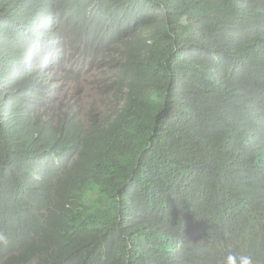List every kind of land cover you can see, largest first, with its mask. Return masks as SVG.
<instances>
[{
  "label": "trees",
  "instance_id": "1",
  "mask_svg": "<svg viewBox=\"0 0 264 264\" xmlns=\"http://www.w3.org/2000/svg\"><path fill=\"white\" fill-rule=\"evenodd\" d=\"M229 252L264 264V0H0V264Z\"/></svg>",
  "mask_w": 264,
  "mask_h": 264
},
{
  "label": "rangeland",
  "instance_id": "2",
  "mask_svg": "<svg viewBox=\"0 0 264 264\" xmlns=\"http://www.w3.org/2000/svg\"><path fill=\"white\" fill-rule=\"evenodd\" d=\"M241 4H246V2L242 1ZM239 6L242 8L246 7V5L240 4ZM130 33L131 31L125 27L121 37ZM94 63L99 66V68L97 66H92V68H90L87 64L82 65L81 62L76 59H71L69 63H66L68 69H73L74 71L77 69L80 70L81 80L80 82L77 81L65 84L62 91L67 99L74 97L72 101H77L80 105L79 107L85 113L93 109H99L100 111L104 109L102 108L103 103L100 92L101 83L105 79L104 69L100 62L95 61Z\"/></svg>",
  "mask_w": 264,
  "mask_h": 264
},
{
  "label": "clouds",
  "instance_id": "3",
  "mask_svg": "<svg viewBox=\"0 0 264 264\" xmlns=\"http://www.w3.org/2000/svg\"><path fill=\"white\" fill-rule=\"evenodd\" d=\"M121 111V109H119ZM107 197L106 194H104V198ZM225 264H253V258L250 255L247 254H234L229 252L225 256Z\"/></svg>",
  "mask_w": 264,
  "mask_h": 264
},
{
  "label": "bare ground",
  "instance_id": "4",
  "mask_svg": "<svg viewBox=\"0 0 264 264\" xmlns=\"http://www.w3.org/2000/svg\"><path fill=\"white\" fill-rule=\"evenodd\" d=\"M76 111V110H75ZM83 164V163H82Z\"/></svg>",
  "mask_w": 264,
  "mask_h": 264
}]
</instances>
